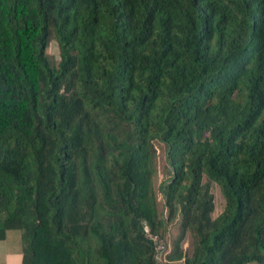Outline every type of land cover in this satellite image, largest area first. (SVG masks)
Listing matches in <instances>:
<instances>
[{
	"label": "trees",
	"instance_id": "obj_1",
	"mask_svg": "<svg viewBox=\"0 0 264 264\" xmlns=\"http://www.w3.org/2000/svg\"><path fill=\"white\" fill-rule=\"evenodd\" d=\"M145 222L164 262L264 264V0H0V241L163 264Z\"/></svg>",
	"mask_w": 264,
	"mask_h": 264
},
{
	"label": "crops",
	"instance_id": "obj_2",
	"mask_svg": "<svg viewBox=\"0 0 264 264\" xmlns=\"http://www.w3.org/2000/svg\"><path fill=\"white\" fill-rule=\"evenodd\" d=\"M0 264H22V243L18 231H9L6 239L0 241Z\"/></svg>",
	"mask_w": 264,
	"mask_h": 264
},
{
	"label": "rangeland",
	"instance_id": "obj_3",
	"mask_svg": "<svg viewBox=\"0 0 264 264\" xmlns=\"http://www.w3.org/2000/svg\"><path fill=\"white\" fill-rule=\"evenodd\" d=\"M51 53L54 54L56 58L58 57L59 51H58V48L56 46V43L53 44ZM160 170H161L160 171V176L162 177V174H163L162 164L160 165ZM212 191H213V193L215 195L216 211L219 212L222 209V207H223L224 200H223V197L221 195L220 189H219V187L217 185H213ZM160 202H161V200H160ZM178 234H179L178 224H174V225H171V226L168 227L166 240H167V243H168L169 250L171 249V245L173 244V242L175 240H177ZM12 237L14 238L13 234H12ZM187 246L191 247V243L187 242ZM175 264H180V263H175Z\"/></svg>",
	"mask_w": 264,
	"mask_h": 264
},
{
	"label": "built area",
	"instance_id": "obj_4",
	"mask_svg": "<svg viewBox=\"0 0 264 264\" xmlns=\"http://www.w3.org/2000/svg\"><path fill=\"white\" fill-rule=\"evenodd\" d=\"M144 231L146 233L147 238L152 240L156 246V258H157V260L160 262H164L163 261L164 248H165L164 241L158 235L153 234L151 232L150 227H149L147 222L144 223ZM163 264H174V263L164 262Z\"/></svg>",
	"mask_w": 264,
	"mask_h": 264
}]
</instances>
